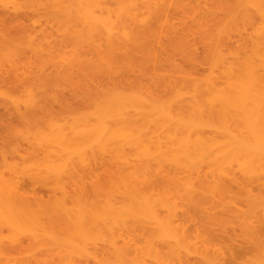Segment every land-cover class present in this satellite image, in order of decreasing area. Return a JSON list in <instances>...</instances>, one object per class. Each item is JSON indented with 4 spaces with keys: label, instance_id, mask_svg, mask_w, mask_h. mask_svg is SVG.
Segmentation results:
<instances>
[{
    "label": "bare ground",
    "instance_id": "bare-ground-1",
    "mask_svg": "<svg viewBox=\"0 0 264 264\" xmlns=\"http://www.w3.org/2000/svg\"><path fill=\"white\" fill-rule=\"evenodd\" d=\"M193 1L0 0V105L34 121L0 167V264H264V4ZM66 89L88 109L44 116Z\"/></svg>",
    "mask_w": 264,
    "mask_h": 264
},
{
    "label": "rangeland",
    "instance_id": "rangeland-1",
    "mask_svg": "<svg viewBox=\"0 0 264 264\" xmlns=\"http://www.w3.org/2000/svg\"><path fill=\"white\" fill-rule=\"evenodd\" d=\"M193 1V0H192ZM196 1V0H195ZM198 1H200L199 3H198V6L199 5H202L203 4V11L200 9L199 11H202V12H206L205 13V16H207V15H209V16H207V18L208 19H210V21H212V20H214L215 21V23H216V18H217V20L219 21L218 22V24L220 23H222V24H226L227 22H225V21H227V19H229L230 17H232L233 15V17H232V19H233V22H232V19H229L228 20V23H230V20H231V22L232 23H237V24H239V23H241V21L243 20V19H245L246 17L244 16V15H242L243 13V11H241V8L240 7H237V5L236 4H238V2H237V0H198ZM197 1V2H198ZM194 2V1H193ZM192 2V4H194V3H196V2H194L193 3ZM260 2L262 3V4H264V0H260ZM207 3H208V5H207ZM232 3V4H231ZM236 3V4H235ZM220 4H222L221 6H220ZM229 4V5H228ZM210 5V6H209ZM232 5V6H231ZM196 6H197V4H196ZM209 6V7H208ZM225 7V8H224ZM201 8V7H200ZM231 8V9H230ZM237 8V9H236ZM207 9V10H206ZM227 9H229V10H227ZM238 9H240V10H238ZM213 10H214V13H213ZM227 12V15H226V13L224 14V12ZM209 11H210V13H209ZM220 13H219V12ZM212 12V13H211ZM216 12V13H215ZM241 14H240V13ZM258 12V10L254 7V32L257 30V28H259V26L261 25V24H264V16H261L260 14H258L257 13ZM234 13V14H233ZM239 13V14H238ZM213 14V15H212ZM222 14V15H221ZM232 14V15H231ZM225 15H226V17H225ZM235 15H238V16H236L235 17ZM201 16H203V18H205V16L203 15V14H201ZM256 16V17H255ZM260 16V17H259ZM239 17V18H238ZM213 18V19H212ZM226 19V20H225ZM234 19L237 21H235L234 22ZM222 20H224L223 22H222ZM221 21V22H220ZM238 21H240L239 23H238ZM198 54L201 56V48H199L198 49ZM180 63V62H179ZM180 64H183V63H180ZM184 65H185V63H184ZM186 66V65H185ZM202 70H203V68L201 67V66H198L197 68H196V71H197V73H201L202 72ZM117 81L119 82V85H122L121 87H123V88H132L131 86H129V87H124V83H120V80L119 79H117ZM116 81V82H117ZM117 82V83H118ZM133 88H134V86H133ZM64 95H63V97H65L64 99H65V101H63V102H60L59 103V105L57 104V103H52V105L50 104L49 106L51 107H49L48 106V108L46 109L47 111H45L43 114H44V116H46V117H50V118H54L55 120L57 119H59V120H68L69 119V117L67 118V116H68V114L71 116L72 115V113H79V112H83L84 110H86V109H88V107H89V105L87 104V102H86V105L84 104H80L79 105V103L81 102H79L78 103V105L76 104L79 100H80V97L78 98H76V96L75 95H77V96H81V95H79V94H76V92L75 91H73V90H69V89H66V90H64V93H63ZM77 101V102H76ZM75 102V103H74ZM63 103H65V105H66V107H68V106H70V109L69 108H65V105L63 104ZM83 103H84V101H83ZM68 105V106H67ZM82 105V106H81ZM85 106V107H84ZM72 107V108H71ZM54 108V109H53ZM52 109V110H51ZM68 109V110H67ZM73 109V110H72ZM66 110V111H65ZM72 110V111H71ZM3 111H4V113H6V115H8V116H6L5 117V114L3 113ZM55 111V112H54ZM53 112V114H51ZM1 113H2V115H1ZM48 113H50V114H48ZM54 113L55 114H57V115H55V117H54ZM12 114H14V113H12V111L9 109V108H6V107H4V106H2V105H0V167H2L3 165L2 164H4L6 161L7 162H9V163H19V162H21V159L20 158H22V157H24L23 159H28V157L29 158H31V157H33V155H32V153L30 152V150L28 149V147H27V145L26 144H24L25 143V141L23 140V138H24V134L26 133V131H28L29 130V128L27 127V126H33L34 125V121H29V123L27 122V121H24V120H22L21 118H19L17 115H13V117L11 116ZM65 114V115H64ZM16 116H17V118H16ZM9 117V118H8ZM4 118H6V119H4ZM11 118V119H10ZM65 118V119H64ZM2 119H4V120H2ZM8 119V121H6ZM17 119V120H16ZM4 122H9L8 124H6V126H5V124H4ZM25 122V123H24ZM15 123H17L18 125H16ZM10 124V125H9ZM10 127H9V126ZM13 125H15V126H13ZM9 128H8V127ZM13 128H12V127ZM17 126H18V128H17ZM21 126V127H20ZM29 126V127H30ZM6 127V128H5ZM17 128V130L16 129H14V128ZM20 128H22V129H20ZM7 129V130H6ZM8 129H11V131L10 130H8ZM19 129V130H18ZM25 130V131H24ZM19 132V133H18ZM11 135H13V137L11 136ZM17 138V140H15ZM19 140H20V144H18L19 143ZM8 142V143H7ZM11 144V145H10ZM12 144H13V146H12ZM18 144V145H17ZM23 144H24V146H23ZM3 145V147H1ZM8 145V146H7ZM22 146V147H20L19 148V146ZM7 146V147H6ZM16 147V148H15ZM4 149H5V152H4ZM22 150V151H21ZM7 151V152H6ZM10 151L13 153V155L15 156H17L18 158H19V160L20 161H17V157L15 156V158L13 157V155L11 156V154H10ZM24 151V152H23ZM26 151V152H25ZM4 154H2V153ZM20 152V153H19ZM29 152H30V154L32 155L31 157H30V155H28L29 154ZM8 154V157H7V154ZM3 156H2V155ZM6 154V155H5ZM22 154V155H21ZM10 156L12 157V158H10ZM5 157V158H4ZM13 158L15 159V160H13ZM11 161H10V160ZM35 159V158H34ZM16 161V162H15ZM105 167V166H104ZM104 167H102L101 166V168L100 169H98V171H97V169H95L93 172H86V176H85V181H84V184H85V182H86V185H87V191H88V195H90L91 196V190H92V188L96 185L95 184V181L94 180H97V182H98V184L100 183V180H102V178H105L106 177V174L104 173V172H106V167L104 168ZM103 172V173H102ZM101 174V175H100ZM4 175H8V173L7 172H4ZM105 175V176H104ZM91 178V179H90ZM101 178V179H100ZM84 179V178H83ZM93 179V181H91ZM27 181H25L24 179H21L20 181H21V183L22 182H28L29 183V185H28V183L26 184L27 186H29V187H27L26 185H25V183H22L21 185H22V187H23V189L24 190H26V188H24V186L25 187H27V190H28V192H30V190H32L33 188V190H35V192H36V197H38V195H39V197L42 195L43 196V198L44 199H46L47 197H46V195H48V193L45 191L44 193H43V191L45 190V188L44 189H42V187L40 188V189H38L37 190V188H38V186H39V184L38 185H35V184H32V183H30V181H28V179H26ZM104 180V179H103ZM103 180H102V182H103ZM87 181H88V183H87ZM95 184V185H94ZM33 186V187H32ZM89 186V187H88ZM31 187H32V189H31ZM29 188H30V190H29ZM26 190V191H27ZM32 190V191H33ZM31 191V192H32ZM40 191V192H39ZM37 192H38V194H37ZM41 192H42V194H41ZM71 192L72 193H74L75 191L73 190V189H71ZM29 194V193H28ZM41 194V195H40ZM31 195H32V193H31ZM35 195V194H34ZM33 195V196H34ZM49 196H50V193H49ZM4 231V235L6 234V231L5 230H3ZM25 242V243H24ZM24 244H26V241L24 240Z\"/></svg>",
    "mask_w": 264,
    "mask_h": 264
}]
</instances>
